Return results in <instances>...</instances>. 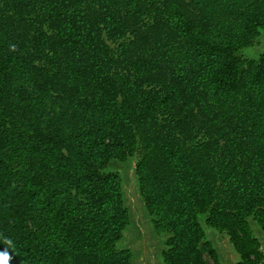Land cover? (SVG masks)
<instances>
[{
	"label": "trees",
	"instance_id": "obj_1",
	"mask_svg": "<svg viewBox=\"0 0 264 264\" xmlns=\"http://www.w3.org/2000/svg\"><path fill=\"white\" fill-rule=\"evenodd\" d=\"M264 0H0V256L135 264L134 163L164 264H262Z\"/></svg>",
	"mask_w": 264,
	"mask_h": 264
},
{
	"label": "rangeland",
	"instance_id": "obj_2",
	"mask_svg": "<svg viewBox=\"0 0 264 264\" xmlns=\"http://www.w3.org/2000/svg\"><path fill=\"white\" fill-rule=\"evenodd\" d=\"M263 52L264 31L252 47L246 48L242 51V55L246 58L255 59ZM134 163L135 161L133 163H117L113 165V169L119 170L124 178L127 204L131 209L134 222L127 230L121 247L133 249L136 254L135 264H139L142 258L148 259L149 264H164L162 260L163 241L160 237L154 235L149 217L145 213L144 203L139 195L135 179ZM137 217L139 218L138 223L136 221ZM252 226L255 236L258 237L262 243V250L264 252V232L253 222ZM141 231L144 233V238H142L143 234ZM206 232L207 237L212 240L219 252L221 264H238L240 262L241 258L226 234L209 228H206ZM207 259L213 264V260L208 256Z\"/></svg>",
	"mask_w": 264,
	"mask_h": 264
},
{
	"label": "water",
	"instance_id": "obj_3",
	"mask_svg": "<svg viewBox=\"0 0 264 264\" xmlns=\"http://www.w3.org/2000/svg\"><path fill=\"white\" fill-rule=\"evenodd\" d=\"M138 220H139V218L137 217L136 218L137 223L139 222ZM139 230H141V229H139ZM142 234H143L142 238H144V233L142 232ZM144 250H146V249H144ZM139 264H149V261H148V259L142 258Z\"/></svg>",
	"mask_w": 264,
	"mask_h": 264
},
{
	"label": "clouds",
	"instance_id": "obj_4",
	"mask_svg": "<svg viewBox=\"0 0 264 264\" xmlns=\"http://www.w3.org/2000/svg\"><path fill=\"white\" fill-rule=\"evenodd\" d=\"M7 256H0V264H6Z\"/></svg>",
	"mask_w": 264,
	"mask_h": 264
}]
</instances>
